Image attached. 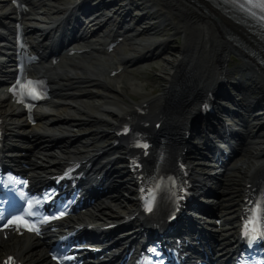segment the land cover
I'll list each match as a JSON object with an SVG mask.
<instances>
[{"label": "bare ground", "instance_id": "1", "mask_svg": "<svg viewBox=\"0 0 264 264\" xmlns=\"http://www.w3.org/2000/svg\"><path fill=\"white\" fill-rule=\"evenodd\" d=\"M136 2L138 6L146 3L142 7V10H145L142 30L137 33H134L133 30L130 31L129 53L121 54L117 60L127 64L146 59L148 56H155L158 49H160L159 54L163 53L170 39H158L155 35L163 24L171 25L172 35H183V44L178 49L170 48L175 51L174 55L169 53L161 58V71L163 73L165 70L169 71L167 74L168 85L165 86L163 94L147 101L153 103L162 101L164 103L160 107L164 112H167L166 121L167 124L170 122V126L186 125L189 118H194L199 113L198 104L204 91L217 83V75L222 70V64L231 47L221 39L219 28L210 18L207 19L205 11L194 6L191 1L188 4L185 3V0H138ZM78 3L67 4L64 0H35L34 12L28 19L33 34L41 32L37 35L43 36L51 22L60 24L63 21V14L68 11L75 12ZM0 7L6 8L4 9L6 12L0 13L1 16L9 17L12 14L8 11L9 4L7 6L5 0H0ZM156 18L159 21L155 20ZM156 22H158L157 25ZM96 25L97 23L90 27L87 26L86 34L82 38L87 39L83 46L94 47L92 51L99 50V45L104 42L101 39L90 40L92 35H88L89 32L93 30L95 34L103 32V34L97 35L98 38L109 36L110 33L109 29L106 30L109 26L107 23L97 28L98 31L95 30ZM114 62L113 59L106 61L94 53L87 52L82 56L67 58L59 65L60 82L56 85L62 88H57L55 100L42 107L41 121L37 128L31 129V132L35 133L33 141L40 140L42 138L40 134L50 130L68 133L69 136L59 140L60 145L56 150L52 145L54 141L50 140L46 141L50 147L44 142L42 148L38 147L34 150L33 141L21 140L22 136L14 134L28 132V126L23 114H19L17 109L11 107L4 97L0 96V108L3 110L8 131L7 145L13 147L11 152L14 154L28 149L30 162L35 161L32 165V173L42 174L46 171L56 170L61 160L79 155L95 156L96 153L92 152L98 150H104V154L100 155L103 159H99L97 165H105L106 157L112 158L114 153L109 151L108 145L105 143L110 135L108 130L123 122L124 114L134 106L128 100L126 89L119 87L111 77L106 76L114 69ZM8 63L7 53H0V70L2 64ZM2 67L7 68L8 65ZM246 70L250 77L253 74L256 76L253 84L256 88H260L264 84V76L255 74L254 67L249 62L246 63ZM58 72L56 70L57 74ZM143 89L140 82L135 80L129 82V92L140 94ZM263 100L264 96L255 102L260 104ZM221 113H223L222 110H217L216 116H220ZM260 119L261 117L258 115L246 117L244 127H246L247 135L245 134V137L241 138L238 145L239 154L233 163L235 169L242 171L247 177L254 171L264 168V122L261 123ZM259 124L260 127L256 129ZM248 137L250 141H248ZM94 146L96 149H91ZM119 162L122 160L117 159L116 163ZM108 170L116 182L114 185L112 184L110 192L104 195L105 199L97 201L88 215L89 219L100 223L112 219L121 212L128 213L135 204L132 192L123 186L125 182H117V178L126 177V173L120 175L123 172V167H116L114 160L113 166ZM194 170L196 177L199 178L201 191L202 189L213 191L214 195L218 194L222 199L227 198V201L235 203L234 185L237 183V179L232 174L223 171L209 176L207 173L199 172L195 165ZM214 179H216L215 184L211 182ZM226 182L232 184L227 186ZM127 183L130 182L127 180ZM221 183L222 185H220ZM226 205L216 202L213 206H209V209L217 210L220 215L221 212H226L222 211L223 206L228 209V205ZM140 233L137 232V236ZM220 236L225 237L223 242L218 243L220 251L224 252L222 258L225 259L237 245L233 227L224 231V234L221 233ZM47 247L31 234L13 235L7 240L0 236V260L6 253L16 252L26 264H52L46 257Z\"/></svg>", "mask_w": 264, "mask_h": 264}, {"label": "rangeland", "instance_id": "2", "mask_svg": "<svg viewBox=\"0 0 264 264\" xmlns=\"http://www.w3.org/2000/svg\"><path fill=\"white\" fill-rule=\"evenodd\" d=\"M189 1H191V0H185V3L188 4ZM191 3L194 6H197L192 1H191ZM146 10H149V8H146ZM205 16L207 17V19L210 17L207 13H205ZM155 20L159 21L158 18H156ZM155 20H153V21H155ZM212 21H214V20H212ZM157 24H158V22H156V25ZM219 32H220L221 39L231 47V50L229 52L231 58L235 59L234 61L231 60V65H230L231 71L229 73L230 74L229 79L236 82L238 80V78H241L240 79V80H242L241 83L244 86L247 85L250 87V85H252L255 77L254 76H252V77L248 76V71H246L245 60L242 58L241 55L237 54L236 48L222 36L220 29H219ZM172 34H173V29H171V25L170 24H163V26L161 27L159 32L156 33L155 35L158 39H167V38L170 39L168 46L165 49V51L163 53L161 52L159 54L160 49H158L156 51V53L158 55L156 54L155 56H153V58L150 57L148 59L137 61L129 67L128 71L124 72L121 75L116 76L115 78H112L113 81H115L117 83V85H119V87H121V88L123 87L126 89V93L128 95V98H129L128 100L130 102H132V103L139 102L145 98H151L152 99V98L158 97L161 94H163L165 86L168 85V75L167 74L169 73V71L165 70L164 73L161 71V69H160L161 58L163 56L168 55L169 53L173 56L174 55L173 53H175V51L171 50L170 48L178 49L183 44V35H180V34L172 35ZM128 50H129V44L124 43V44H122L121 48L118 50L117 55L127 54V53H129ZM131 80H135L137 82H140L143 85L144 89L142 90V92L140 94H135L133 92L128 91V85H129V82ZM256 90H257V92L252 93L253 99L263 95L264 86L261 89H256ZM251 91H253V90H251ZM255 111L264 112V107L256 108ZM259 121H261V123L264 122V114L261 115V119ZM115 166L119 167L120 164H117ZM227 173L232 174L237 179L236 180L237 183L234 185V190H235V196L234 197L236 198L237 203H238L239 199H240V194H241V191L243 189V185H244V182L246 179V175L242 171H238L237 169H234V168L231 171H227ZM231 182H229V183L226 182L227 186H230V184H232ZM220 185H222V183ZM198 199L201 200V198H198ZM202 199L203 200H209V198L207 196L202 197ZM236 200H235V203H232L230 201H227V198L222 199V197H220L217 202H220L222 204H228L229 208L227 209V211L230 213V215H234V209L238 208V205L236 204Z\"/></svg>", "mask_w": 264, "mask_h": 264}, {"label": "snow or ice", "instance_id": "3", "mask_svg": "<svg viewBox=\"0 0 264 264\" xmlns=\"http://www.w3.org/2000/svg\"><path fill=\"white\" fill-rule=\"evenodd\" d=\"M245 2L249 5H252L253 7H258L262 11H264V0H245ZM262 211H264V206H262Z\"/></svg>", "mask_w": 264, "mask_h": 264}]
</instances>
